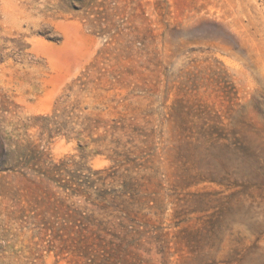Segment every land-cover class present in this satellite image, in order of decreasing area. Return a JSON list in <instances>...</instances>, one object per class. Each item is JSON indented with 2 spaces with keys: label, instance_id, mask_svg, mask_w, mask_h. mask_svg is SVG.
I'll return each mask as SVG.
<instances>
[{
  "label": "rangeland",
  "instance_id": "1",
  "mask_svg": "<svg viewBox=\"0 0 264 264\" xmlns=\"http://www.w3.org/2000/svg\"><path fill=\"white\" fill-rule=\"evenodd\" d=\"M0 264H264V0H0Z\"/></svg>",
  "mask_w": 264,
  "mask_h": 264
},
{
  "label": "trees",
  "instance_id": "2",
  "mask_svg": "<svg viewBox=\"0 0 264 264\" xmlns=\"http://www.w3.org/2000/svg\"><path fill=\"white\" fill-rule=\"evenodd\" d=\"M43 175H44L45 177H47L48 179H50V176H48V175H53V172H51V171H47V172L43 173ZM123 202L125 203V201H123Z\"/></svg>",
  "mask_w": 264,
  "mask_h": 264
}]
</instances>
